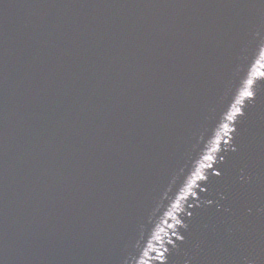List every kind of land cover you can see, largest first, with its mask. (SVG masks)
I'll use <instances>...</instances> for the list:
<instances>
[{
    "label": "water",
    "instance_id": "1",
    "mask_svg": "<svg viewBox=\"0 0 264 264\" xmlns=\"http://www.w3.org/2000/svg\"><path fill=\"white\" fill-rule=\"evenodd\" d=\"M0 264H264V0H0Z\"/></svg>",
    "mask_w": 264,
    "mask_h": 264
},
{
    "label": "snow or ice",
    "instance_id": "2",
    "mask_svg": "<svg viewBox=\"0 0 264 264\" xmlns=\"http://www.w3.org/2000/svg\"><path fill=\"white\" fill-rule=\"evenodd\" d=\"M247 83H248V85H251L252 81L249 80ZM242 96L246 97V98H251V97H253V92L251 90H249L248 88H245L244 92L242 93ZM237 103H239V101H237ZM238 113H239V109H236V113H234L233 115L238 114ZM228 118L231 120L233 118V116H229ZM233 151H235V149H233ZM209 159H210V157H209ZM215 175L219 176L220 173L217 172V173H215ZM177 239H183V237H177ZM158 256L163 261L164 253L161 252L158 254Z\"/></svg>",
    "mask_w": 264,
    "mask_h": 264
}]
</instances>
